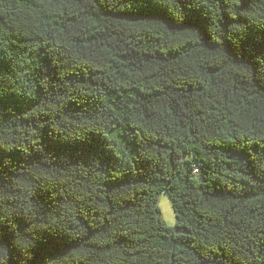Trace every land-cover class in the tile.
I'll return each instance as SVG.
<instances>
[{
  "label": "trees",
  "instance_id": "obj_1",
  "mask_svg": "<svg viewBox=\"0 0 264 264\" xmlns=\"http://www.w3.org/2000/svg\"><path fill=\"white\" fill-rule=\"evenodd\" d=\"M0 234V264H264V0H0Z\"/></svg>",
  "mask_w": 264,
  "mask_h": 264
},
{
  "label": "rangeland",
  "instance_id": "obj_2",
  "mask_svg": "<svg viewBox=\"0 0 264 264\" xmlns=\"http://www.w3.org/2000/svg\"><path fill=\"white\" fill-rule=\"evenodd\" d=\"M158 205L160 209L159 214L161 218L165 221L167 225L174 227L176 223V217H175V213H174L171 201L166 191H163L160 194Z\"/></svg>",
  "mask_w": 264,
  "mask_h": 264
},
{
  "label": "snow or ice",
  "instance_id": "obj_3",
  "mask_svg": "<svg viewBox=\"0 0 264 264\" xmlns=\"http://www.w3.org/2000/svg\"><path fill=\"white\" fill-rule=\"evenodd\" d=\"M3 239H4L3 235H2V234H0V242H2V241H3Z\"/></svg>",
  "mask_w": 264,
  "mask_h": 264
}]
</instances>
